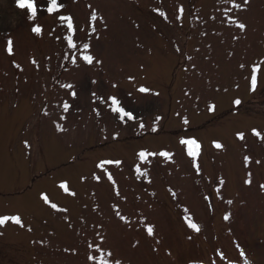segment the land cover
<instances>
[{
	"label": "rangeland",
	"instance_id": "rangeland-1",
	"mask_svg": "<svg viewBox=\"0 0 264 264\" xmlns=\"http://www.w3.org/2000/svg\"><path fill=\"white\" fill-rule=\"evenodd\" d=\"M66 2V12L74 15L80 27H88L89 4L107 23L105 30L98 19L96 33L83 41L95 46L103 64L75 68L63 61L61 53L68 49L49 37L51 18L41 21L44 37H34L15 0H0V216H19L24 224L21 228L9 221L0 228L4 233L0 264H85L84 241L93 239L92 222L103 224L97 230L107 234L108 244L125 258V264H264V191L258 187L264 183V140L251 134L256 128L264 137V71L257 91L251 92L245 79L248 72L238 67L264 59V0H250L246 6L234 0L246 10L230 12L224 9H231V2L224 0ZM179 5L184 7L182 20L175 19ZM154 8L166 12L168 19L159 17ZM212 16L218 19L212 21ZM231 20L245 23L246 31L240 32ZM8 34L14 41L13 56L4 52ZM234 35L239 39L234 40ZM33 58L40 64L39 72L30 63ZM12 61L24 71L14 68ZM129 76L134 80L129 82ZM92 79L98 84L91 85ZM67 82L79 85L80 99L68 119L58 121L66 129L58 132L43 115L41 102H54L50 94L58 90L59 83ZM113 83L118 87L112 88ZM101 85V92L117 95L122 103L134 107L145 127L140 128L139 121L120 126L103 111L96 117L88 89ZM141 86L149 93L137 92ZM235 99L241 104L235 105ZM209 105H215L214 110ZM53 111L60 109L49 108L50 115ZM157 115L163 119L155 121ZM237 132H243L245 139L238 140ZM115 133L119 137L113 140ZM181 138H195L201 144L200 176L191 168L185 146L178 143ZM213 141L223 149L213 147ZM142 148L175 153V164L161 162L150 170L152 184L147 183L149 177L137 178L129 167ZM245 155L252 159L248 168L243 166ZM101 159L125 161L119 168L105 165V169L127 196L122 213L133 222L132 229L109 210L114 201L106 176L99 184L92 179L93 173L101 174L95 167ZM256 160L261 163L255 164ZM248 171L253 174L251 187L243 184ZM82 177L87 179L82 182ZM220 177L225 180L223 186ZM62 181L76 197L58 187ZM216 187L221 188L219 194ZM42 194L68 212L58 213L45 205ZM209 194V201L202 199ZM229 199L231 205L226 203ZM97 205L99 209L93 212ZM184 208L189 212L184 213ZM228 213L230 219L224 221ZM141 214L155 224L159 245L146 238L138 224ZM184 215L193 217L200 233L187 228ZM81 217L86 218V228L80 224ZM137 240L139 246L132 248ZM66 247L77 248L79 255L65 253Z\"/></svg>",
	"mask_w": 264,
	"mask_h": 264
},
{
	"label": "snow or ice",
	"instance_id": "snow-or-ice-1",
	"mask_svg": "<svg viewBox=\"0 0 264 264\" xmlns=\"http://www.w3.org/2000/svg\"><path fill=\"white\" fill-rule=\"evenodd\" d=\"M76 2V0H73ZM227 4L231 2V9L225 8V12H230L232 9H239V10H246L243 9L240 3H235L234 0H224ZM250 0H242L243 5H248ZM15 7L19 10H22V13L29 24L30 33L34 37L43 38L45 34V26L41 23L44 21L45 18H51L52 24L49 26V37L53 38L58 44L62 46V48L68 49L66 52L61 53V59L63 61H69L73 67L75 68H82V67H92L94 65H101L103 61L97 57L95 53V46L89 42H83L85 39H89L92 37V34L96 33V26L95 22L99 19L103 22V17L98 16L97 10L92 8V5L89 4L87 7L90 9V16L86 20L87 28H82L79 25V22L75 20L74 15L72 13H67V2L66 0H15ZM153 12L157 13L159 17H163L165 20L168 19L167 13L164 11H160L159 8L152 9ZM184 13L183 5H179L177 8V13L175 15L176 20H182ZM212 21H216L218 19L217 16L210 17ZM104 23V29L107 30V23ZM221 23H223V19H221ZM231 25H235V27L240 32H245L247 25L239 20H231ZM182 26V25H181ZM136 28H139V24H135ZM59 30V31H58ZM83 32L85 33L84 37L78 35V33ZM203 35H207V33H202ZM95 39H99V36H96ZM234 40H238L239 36L234 35ZM82 41V44H78L77 41ZM139 46V45H138ZM210 48L211 45H208ZM179 51V48L176 49ZM199 52V48L196 49ZM4 52L8 56L14 55V41L11 38L10 34L5 41ZM231 55V54H230ZM48 60H51V57H47ZM189 60L192 59L191 56L188 57ZM30 63L35 66V70L39 72L40 64L36 61L35 58L30 60ZM261 65H264V59L258 61L257 63H252L250 66L246 63H240L238 65L241 71L248 72V76L245 79L249 80L250 84V91L256 92L260 80V75L262 73ZM12 66L16 69H19L21 72L24 71L22 66L12 61ZM60 67H64L63 64ZM195 68V65H193ZM47 71L51 72V68H48ZM67 71V68H65ZM187 71V69H185ZM129 82L134 80V77L129 76L127 78ZM27 83V79L24 81ZM91 85H97L98 82L95 79L90 81ZM103 86H99L95 89H88L89 92V101L91 105H95V107L91 108V111L95 114L96 117L102 116V111L108 115V117L114 122L118 123L120 126H132L139 121V127L144 128L145 125L142 122L143 117L136 111L134 107L127 103H122V101L118 98L117 95L108 94L107 92H101V88ZM112 88H117L118 84L113 83L111 85ZM219 90V89H217ZM19 91V88H17ZM141 94H148L149 89L146 87H139L136 90ZM80 89L79 85L76 82H67V83H59L58 90L52 94V97L55 98L54 102L52 99H49L47 102L42 101V111L45 117H48L52 122L53 125L58 132H64L66 129L58 122V121H66L68 119V115L72 110L74 104L78 103L80 99ZM186 95L188 93H185ZM131 95V93H130ZM155 95H159V93H155ZM235 105H240L241 100L235 99L233 101ZM49 108L55 110L60 109L59 112L53 111L50 115ZM215 105H209V110H214ZM179 115V113H177ZM162 116H155V121L162 120ZM183 123L187 125L189 123L187 118L183 119ZM152 131L155 132L157 129L155 127L152 128ZM251 134L254 137H257L261 140H264V137L261 136L260 131L256 128L251 130ZM119 137V133H115L112 139L116 140ZM236 138L238 140H244L245 134L243 132H237ZM107 139V137H105ZM178 143L180 145L185 146V155L189 158L190 166L195 170V174L197 176L201 175V168L198 163V158L201 154V144L195 138H181ZM28 142L25 141V145L27 146ZM213 147L216 149H223V145L220 142L213 141ZM135 160L132 165H130V169L134 174H137V178L140 177H149L147 179L148 184H152V179L150 178V170L156 166H159L161 162L165 164H175V160L173 157L175 153L169 152L166 149H162L159 151H151L148 149H140L135 152ZM125 163L122 159H101L96 165V169L101 172L100 175L93 173L92 179L96 181L97 184L102 182V176H106L108 182H110V194L113 196V203L109 205V210L111 213H114V218L128 228L132 229L133 222L128 218V215L122 213V208L126 207L127 205V196L122 195L120 187L117 185V182L113 178L110 172H107L105 169V165H115L116 167H120ZM252 163V159L250 156L245 155L243 157V166L248 168L249 165ZM261 163L260 160H256L255 164L259 165ZM171 173L169 172V175ZM252 172H247V178L243 180V184L245 186L251 187L253 184L252 179ZM82 182L87 179V177H82ZM219 185L223 186L225 184V180L223 177L219 178ZM58 187L64 191L67 195L71 197H76L77 193L75 191H69L68 183L66 181H62ZM261 191H264V183L258 185ZM171 196L173 198L176 197V193L172 191L171 188L168 189ZM214 191L219 194L221 191L220 187H216ZM95 195V193H93ZM154 196L155 193H152ZM210 195H204L202 197L203 200L209 201ZM41 200L44 202L45 205H48L51 209L56 210L58 213H67V208L58 207L56 203H51L49 200L48 195L42 194ZM221 200L224 199L223 196H219ZM136 199H139L137 197ZM121 201L124 203L122 204ZM227 204L231 205L233 201L231 199L226 201ZM85 208L88 205H84ZM99 209V205L92 209L93 212H96ZM135 211V209H133ZM184 213H188L189 209L184 208ZM230 219V213L225 214L223 216L224 221H228ZM86 218H80V224L82 228H86L87 224L85 223ZM182 220L186 223L187 228L191 229L196 233L201 232V227L198 223L194 222V219L191 215H184L182 216ZM11 221L12 223L19 225L21 228L24 227V224L21 221L19 216H0V228L5 227L8 222ZM65 222L68 223L69 227H72L71 222L65 217ZM138 224L143 226V232L146 234V238H152L155 240V243L159 245L161 241L159 239H155L156 232H155V224L148 222L147 217H144L141 214V219L138 221ZM91 227L93 229V239L84 241V252H85V264H125V258L122 255H117L116 250L113 245L108 244V237L107 234L101 235L98 228H103V224H97L96 222H92ZM137 231L141 229L139 227L136 228ZM28 231L31 232L32 229L28 228ZM3 232L0 231V236H3ZM79 236V232L76 233ZM99 238L98 241L96 238ZM189 240L192 239V236L189 235L187 237ZM35 243V241H33ZM43 244V241L40 242ZM140 244V241L137 240L131 244L132 248H137ZM154 252L158 251V248L152 249ZM63 251L65 253H70L73 256L79 255V251L77 248H64ZM171 255L169 251L167 253ZM221 256L223 254H220ZM240 255H244L243 252ZM247 264V261L245 262Z\"/></svg>",
	"mask_w": 264,
	"mask_h": 264
}]
</instances>
